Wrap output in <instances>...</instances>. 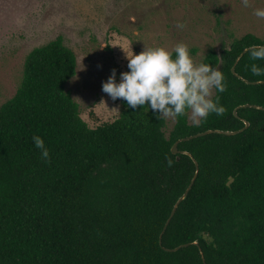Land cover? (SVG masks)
Here are the masks:
<instances>
[{
  "label": "trees",
  "instance_id": "obj_1",
  "mask_svg": "<svg viewBox=\"0 0 264 264\" xmlns=\"http://www.w3.org/2000/svg\"><path fill=\"white\" fill-rule=\"evenodd\" d=\"M256 44L264 37L247 33L206 55L224 74L226 90L212 99L225 111L194 125L187 110L170 137L158 112L121 99L115 119L89 126L66 89L75 52L61 35L34 47L16 93L0 107V264H264V109L252 106H264V84L245 80L264 79L250 71L264 60L245 52L236 63ZM245 121L241 132L180 141L172 152L178 139ZM195 161L197 177L160 243Z\"/></svg>",
  "mask_w": 264,
  "mask_h": 264
},
{
  "label": "rangeland",
  "instance_id": "obj_2",
  "mask_svg": "<svg viewBox=\"0 0 264 264\" xmlns=\"http://www.w3.org/2000/svg\"><path fill=\"white\" fill-rule=\"evenodd\" d=\"M249 3L244 8L240 0H0V107L16 93L28 53L61 35L77 56V72L66 89L81 117L91 127L111 121L121 103L102 91V82L113 69L117 80L126 71V53L172 51L183 42L194 62L204 63L210 51L220 54L247 33L264 37V19L253 15L264 0ZM164 118L170 137L176 118ZM188 120L192 124L190 111Z\"/></svg>",
  "mask_w": 264,
  "mask_h": 264
},
{
  "label": "clouds",
  "instance_id": "obj_3",
  "mask_svg": "<svg viewBox=\"0 0 264 264\" xmlns=\"http://www.w3.org/2000/svg\"><path fill=\"white\" fill-rule=\"evenodd\" d=\"M242 7L250 6L249 0H240ZM253 15L264 19V8H255ZM183 29L185 24L177 22ZM251 60H264V44H256L245 49ZM125 52V51H124ZM126 53V52H125ZM128 71L121 72L117 80L113 69L106 81L102 82V91L111 100H123L130 108L147 107L158 112V117H180L190 110L194 125H199L210 114L222 115L225 108L220 98L211 99L212 90H226L224 74L208 63H195L187 44L179 42L172 51L164 47L142 50L138 54L126 53ZM251 73L264 77V67L255 63L251 65ZM264 84V79L257 80ZM35 148L40 150L41 158L49 160V150L44 140L32 136ZM171 166L172 161H168Z\"/></svg>",
  "mask_w": 264,
  "mask_h": 264
},
{
  "label": "water",
  "instance_id": "obj_4",
  "mask_svg": "<svg viewBox=\"0 0 264 264\" xmlns=\"http://www.w3.org/2000/svg\"><path fill=\"white\" fill-rule=\"evenodd\" d=\"M247 48H248V47H247ZM247 48H245V49H247ZM245 49L240 53V55H239L238 58L236 59V63L240 60V58H241V57L243 56V54L246 52ZM236 63H235V64H236ZM235 64H234V66L232 67V71H233L234 73L237 74V72H236V70H235ZM245 80H246L248 83H256V81H250V80H247V79H245ZM250 105H251V104H244L243 106H250ZM252 106L257 107V108L264 109V106H262V105L253 104ZM237 109H238V107L235 108V110H234V113H235L236 116H238ZM249 125H250L249 121H245V126H244L242 129L229 130V129L210 128V129H206V130H203V131H200V132H197V133H194V134L188 135V136H186V137H183V138H181V139H178L177 141H175V142L173 143V145H172V152H173V153H176V154H178V153L180 152V150H179V148H178V145H179V142H180V141L190 140V139H192V138H195V137H198V136H203V135H206V134H209V133H212V132L223 133V134H227V135L236 134V133L241 132L242 130L246 129ZM183 152H184L185 154H188V155L192 156V154H191L190 152H188V151H183ZM177 159H180V156H179V155L177 156ZM195 162H196V165H197V172H196V174L194 175V177H193L192 181L190 182V184L188 185V187L186 188V190L182 193V195L177 199L176 203L174 204L173 209H172V211H171V213H170V215H169V217H168V219H167V221H166V223H165V225H164V227H163V230H162V232H161V234H160V243L162 242V235H163L164 231L166 230L168 224L170 223L172 217L174 216V214H175V212H176L178 206L180 205V203H181L183 200H185V199L187 198L188 193H189V191L191 190V188H192V186H193V184H194V181H195V179H196V177H197V173H198V170H199L198 162H197V161H195ZM194 244H196V245H198V246L200 247V250H201V252H202V256H203V259H204L203 251H202V248H201L199 242L196 240V241H194ZM187 245H189V243H184V244H182V245H178V246H176V247H173V248H166V249L169 250V251H175V250H178L179 248H181V247H183V246H187ZM204 261H205V259H204Z\"/></svg>",
  "mask_w": 264,
  "mask_h": 264
}]
</instances>
